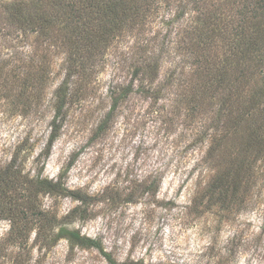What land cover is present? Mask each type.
<instances>
[{
    "label": "rangeland",
    "instance_id": "1",
    "mask_svg": "<svg viewBox=\"0 0 264 264\" xmlns=\"http://www.w3.org/2000/svg\"><path fill=\"white\" fill-rule=\"evenodd\" d=\"M173 15L162 7L139 31L115 40L88 80L72 77L74 95L60 109L48 157L52 92L65 78L64 54L0 30V171L12 164L29 178L62 175L64 187L89 200L70 215L79 202L38 195L35 205L55 229L40 241L34 225L24 231L21 221L11 229L0 219V264H108L95 250H70L63 239L52 244L60 226L100 241L118 264H264V159L241 173L238 192L230 188L210 210L205 202L192 206L207 182L231 166L229 153L241 155L233 139L208 157L213 109L183 108L192 71L204 64L174 50L190 16L167 25ZM153 54L161 59L157 79H134L135 66ZM44 64L48 76L39 90L35 73ZM125 88L130 92L111 110L112 96Z\"/></svg>",
    "mask_w": 264,
    "mask_h": 264
},
{
    "label": "trees",
    "instance_id": "2",
    "mask_svg": "<svg viewBox=\"0 0 264 264\" xmlns=\"http://www.w3.org/2000/svg\"><path fill=\"white\" fill-rule=\"evenodd\" d=\"M162 7L174 10L167 25L190 16L181 30L183 38L170 43L178 54L193 57L197 67L204 64L192 71L181 103L185 109H213L210 115L207 113L214 123L207 156L211 157L226 140L237 139L240 145L241 157L229 153L233 158L228 170L208 181L206 189L193 197L192 206L205 202L206 210H210L230 188L232 193L238 192L241 173L254 172L252 163L264 159V0H0V30L33 36L40 47L64 54L65 78L52 92V108L56 110L43 151L48 157L57 137L60 109L74 95L72 77L88 80L115 40L139 31ZM151 56L142 60L150 59L144 66H135L134 79L150 84L157 79L161 59L155 54ZM40 58L47 59L46 52ZM47 67L44 64L40 73H35L38 74L36 89H42L45 84ZM29 76L30 73L25 80ZM128 92L129 88H125L116 97L112 96L110 109H116ZM109 115L110 112L100 129ZM250 149L252 162L246 165ZM230 171H234L233 177ZM61 177L56 181L29 178L9 164L0 171V219L8 220L11 229L17 228L21 221L27 224L24 231L34 225L37 241L47 230L54 233L53 218H47L35 205L38 195L66 196L79 202L70 215L81 212L82 206L89 204L87 197L64 187ZM218 188L221 196L216 195ZM232 198L222 204L230 205ZM53 237L52 244L63 239L70 250H95L108 264H118L100 241L85 237L78 230L60 226Z\"/></svg>",
    "mask_w": 264,
    "mask_h": 264
}]
</instances>
